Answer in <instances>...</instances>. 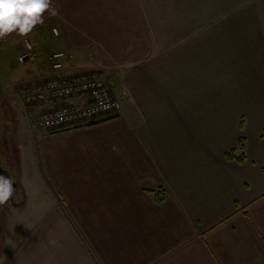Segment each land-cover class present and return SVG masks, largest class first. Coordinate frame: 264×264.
<instances>
[{"label":"crops","instance_id":"obj_1","mask_svg":"<svg viewBox=\"0 0 264 264\" xmlns=\"http://www.w3.org/2000/svg\"><path fill=\"white\" fill-rule=\"evenodd\" d=\"M48 3L20 80L99 70L121 108L36 133L34 173L18 175L25 195L0 264H264L258 9L247 0ZM55 52L67 55L59 70ZM64 102L84 99L21 105L23 117ZM17 149L22 169L27 143ZM231 150L244 161L226 159Z\"/></svg>","mask_w":264,"mask_h":264},{"label":"built area","instance_id":"obj_2","mask_svg":"<svg viewBox=\"0 0 264 264\" xmlns=\"http://www.w3.org/2000/svg\"><path fill=\"white\" fill-rule=\"evenodd\" d=\"M54 33L55 30H53ZM25 52L18 57L20 63L35 59L38 53L33 45L25 43ZM66 55L63 52L49 56L54 70L61 68ZM11 87L14 100L22 106H35L46 101L61 102L70 97H81L82 104L60 103L51 109L40 111L35 118V125L48 131L73 127L89 122L100 115L117 114L120 99L112 95L99 71H86L74 75L46 78L42 81L24 83Z\"/></svg>","mask_w":264,"mask_h":264},{"label":"rangeland","instance_id":"obj_3","mask_svg":"<svg viewBox=\"0 0 264 264\" xmlns=\"http://www.w3.org/2000/svg\"><path fill=\"white\" fill-rule=\"evenodd\" d=\"M246 4L253 5L258 9L260 14L262 15L261 16L262 24L264 27V0H247ZM26 42H29L31 45L34 46V41L32 39V34L30 31L25 34H21L18 31H14L11 34L0 35V101H1V109H4L6 112L5 113L6 121L5 120L4 122L0 121L1 122V126H0V149H1L0 150V167H2V169L8 173L9 177L16 184L18 181V175L22 172V170H24L23 172L25 175L30 176L31 174L34 173L32 172L34 171V164H35L34 163L35 153L33 152L34 136L36 135L37 132L40 133V131H42L43 129L41 127L34 125L35 118L28 120L24 118L25 116L23 117V112H22L21 107H18L12 101L14 99V96L12 95V90L9 88V86L11 85H14V87L16 88L18 85L20 86L24 83L25 84L33 83L30 81H26V80H20L23 77V75L22 76L20 75L22 74L24 69H26V66L25 64H22L18 61V56H20V54L26 48L25 47ZM66 58H67V55H66ZM61 66H63V62ZM86 71H92V70H85V71L75 72V73H71L67 75L70 76V75H74V74L86 72ZM93 71H99V70H93ZM100 74L102 75L101 72ZM57 75L64 76V74L63 75L57 74ZM55 76H52V77H55ZM120 108H121V99H120ZM0 115H1V110H0ZM7 119H9L8 123H7ZM3 124L7 125L6 127L7 137L9 139L8 145L10 148L14 147L13 149H11L9 154H7L5 150H3L2 145H1L2 137L4 135L3 129H2ZM21 141L26 142L28 146V150L25 153V158L27 159L28 164L26 167L22 169H21V166L19 165V156H18V149H17V145ZM13 151H14V155L16 156L15 161L12 155ZM9 162L11 163L12 169L10 168ZM13 170H14L15 175L13 174ZM27 184H25V187H27L26 190L28 194H30V189L35 190L38 188V186L36 185V182L33 181V178L30 179L27 182ZM24 195H25L24 189L18 188L13 198L10 196L7 201H5L4 203H0V248H1V243L4 237L7 235V231L9 229L7 227L8 222L10 220H14L17 217H19L21 210L18 204H20V202L23 201ZM31 198H33V200H36V196L35 197L29 196V199ZM31 203L33 204L35 203L36 205L38 201H34ZM19 230L21 231V229ZM26 232H28V230H26Z\"/></svg>","mask_w":264,"mask_h":264},{"label":"clouds","instance_id":"obj_4","mask_svg":"<svg viewBox=\"0 0 264 264\" xmlns=\"http://www.w3.org/2000/svg\"><path fill=\"white\" fill-rule=\"evenodd\" d=\"M49 8L48 0H0V35L18 31L25 34L42 22L41 14ZM55 14V9H52ZM13 180L0 175V203L12 195Z\"/></svg>","mask_w":264,"mask_h":264},{"label":"flooded vegetation","instance_id":"obj_5","mask_svg":"<svg viewBox=\"0 0 264 264\" xmlns=\"http://www.w3.org/2000/svg\"><path fill=\"white\" fill-rule=\"evenodd\" d=\"M12 95H13V93H12ZM14 100V99H13ZM12 100V101H13ZM15 105H17L18 107H21V104H18V103H16V102H13ZM13 105V104H12ZM0 110H1V115H0V121H3L4 122V120L6 121V119H5V110L4 109H1V101H0ZM4 110V111H3ZM3 119V120H2ZM9 122V119H7V123ZM0 126H1V122H0ZM7 125L6 124H3L2 125V129H3V137H2V142H1V145H2V148H3V150H5L6 151V153L7 154H9V152L11 151V149H13V148H10L9 147V145H8V142H9V139H8V137H7ZM1 150V149H0ZM13 159H14V161L16 160V156L14 155V151H13ZM9 157H10V155H9ZM10 163V162H9ZM10 168L12 169V166H11V163H10ZM13 174L15 175V173H14V170H13ZM0 175H3V176H5V177H9V175H8V173L5 171V170H3L2 169V167H0ZM15 178H16V176H15ZM18 185L15 183V182H13V189H14V191H13V193H12V195H11V197L13 198L14 197V194H15V192H16V190L18 189V187H17Z\"/></svg>","mask_w":264,"mask_h":264},{"label":"trees","instance_id":"obj_6","mask_svg":"<svg viewBox=\"0 0 264 264\" xmlns=\"http://www.w3.org/2000/svg\"><path fill=\"white\" fill-rule=\"evenodd\" d=\"M262 136L264 137V133L262 134ZM238 148L240 150H243L244 149V140H243V138H239V140H238ZM225 158L226 159H229V160H235V161H237L239 163H242L244 161V159H245L243 153H241L240 155H236L235 154V150H231L230 152L226 153L225 154ZM164 198H165L164 193L161 194V195H157V201L158 202L163 201Z\"/></svg>","mask_w":264,"mask_h":264}]
</instances>
